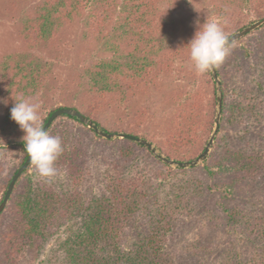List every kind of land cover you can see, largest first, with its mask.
Instances as JSON below:
<instances>
[{
    "label": "trees",
    "instance_id": "16d2710c",
    "mask_svg": "<svg viewBox=\"0 0 264 264\" xmlns=\"http://www.w3.org/2000/svg\"><path fill=\"white\" fill-rule=\"evenodd\" d=\"M23 1L7 0L11 12H23L25 20L18 33L23 46L46 48L44 50L52 54L61 52L65 47L66 30H71L84 16L89 38L93 43H104L108 54L107 59L92 60L68 78L69 90L61 100L67 104L40 115L42 126L54 110L68 107L79 110L107 132L139 136L140 128L149 119V108L140 101L160 88L162 77L176 72L177 62L191 64L186 45L197 25L188 27L175 44L166 43V36L173 30L168 24L169 11L163 7L175 8V2L181 0H41L26 11ZM209 3L215 15L223 20L222 28L228 37L264 19V0H209ZM251 35H257L253 44L233 49L243 38L232 43L223 62L216 66L222 85L233 74L240 83L230 93L223 88L218 136L207 160L198 167L213 182L202 190L211 193L213 212L223 213L216 214L215 219L233 228L244 226L250 236L261 238L264 237V218L257 215L249 223L250 212H244L243 204L235 202L244 197L240 189L247 183L264 179V150L255 148L247 152L227 148L225 139L220 137L228 124L244 129L248 121L254 126L263 125L264 27L245 37ZM252 60L256 61L252 63ZM186 73V85L168 92L167 100L174 106L171 116L163 120L162 125L156 124L155 132L146 137L155 142L166 157L180 162L191 161L203 151L215 122L214 82L209 71L201 74L209 77L203 81L204 85L197 84L200 79L195 80L193 70L187 69ZM52 74L49 63L36 68L27 63L12 66L3 79L7 115L10 117L14 101L26 97L30 89L38 95ZM106 114L126 119L127 128L106 129L100 120ZM63 118L69 123H79L66 115L56 121ZM56 121L48 133L56 137L59 134L62 143L63 152L55 164V177L63 174L65 188L61 189L63 186L50 178L38 179L33 165L28 166L0 214V264H21L25 255L36 253L45 241L59 234L62 224L80 218H84L81 227L71 230L61 246L64 264H172L170 256L161 253L166 241L163 228H170L179 220L177 217L169 216V220L163 218V223L156 222L163 225L161 232L152 228L130 249H125L122 242L129 225L154 198L160 187L156 182L170 180L175 173H186L187 169L172 170L152 157L148 150L127 139H101L108 147L118 144L117 155L103 159L107 161L102 188L94 196L85 197L80 188L87 185L92 174L90 137L97 136L82 124L77 128L65 124L59 131L54 126ZM17 145L23 154L11 174L0 179V202L13 175L28 157L22 137H18ZM139 151L148 153L152 159H144ZM220 174L225 175L220 177Z\"/></svg>",
    "mask_w": 264,
    "mask_h": 264
},
{
    "label": "rangeland",
    "instance_id": "374dc122",
    "mask_svg": "<svg viewBox=\"0 0 264 264\" xmlns=\"http://www.w3.org/2000/svg\"><path fill=\"white\" fill-rule=\"evenodd\" d=\"M40 1L24 0V11L34 7ZM175 5V8L171 5L163 7V9L169 11L170 19H168V24L173 30L166 36L167 44H175L183 37L188 27L197 25V22L203 24L206 19L214 20L223 27V20L219 18L220 16L215 15L209 0H181L175 2ZM8 7L7 0H0V179H4L11 174L23 154L17 142L18 137H23L24 132L7 115V105L3 99V79L12 66H17L21 63H27L28 66L34 68L37 66L42 67L46 63L52 66L53 74L51 79L45 83L43 89L39 90L38 95H35L34 90L30 89L27 96L24 97L30 98L32 102L39 104L38 113L40 116L45 115L58 106L67 104L66 101L62 102L61 100H63V96L65 98V95H67L69 90L67 81L71 75L76 74L77 70L79 71L84 64H88L92 60L108 58L104 43L96 44L89 38L84 16L81 17L80 22H76L73 25L71 30H66L65 47L61 52L52 54L49 51H45L47 50L46 48L31 49L23 46L18 39L20 25L25 20L23 12H11ZM256 37L257 35L243 37L239 43L234 45L233 49L253 44ZM255 61L252 60V63ZM187 69L194 71L195 80L200 79L197 84L204 85L203 83L209 78L202 77L192 64L186 65L182 62H177L176 72L172 76L162 77L160 79V88L151 91L150 95L140 101L142 106L149 108V119L147 124L142 125L140 128L139 137L149 140L146 137H150L155 132V125L161 124L163 120L171 116L174 106L167 100L168 92L172 88L186 85ZM209 74L211 75L210 70ZM249 81H251L250 78L248 79ZM239 83L240 81L237 82L233 74L224 81L222 90L226 88V92H229L236 84L238 86ZM192 84L193 87L196 86L194 83ZM213 89L216 100L215 83H213ZM100 120L102 125L110 131L122 126L127 128L126 126H128L126 119H119L112 114H106ZM65 124L73 125L75 128L81 127V124L69 123L65 118L56 121L54 126L61 131ZM245 127L247 128H236L232 124L226 126V129L220 133V137L225 139L227 148H241L246 149L247 152L255 151L256 148L257 151H263L264 121L261 126H254L248 121V126L246 125ZM90 140L92 174L88 179L87 185L80 188L81 193L85 197L94 196L101 190L105 163L107 159L116 157L119 147L118 144H111L108 147L100 142L101 139L99 137H95L93 134ZM153 144L157 146L155 142ZM223 146L222 143L221 147ZM140 153L143 154L144 159L146 157L151 158L146 152ZM105 157L107 159L103 161ZM201 165L202 162L192 167H197L193 170L184 168L187 169L186 173L177 172L170 180H159L156 182L160 184L159 189L155 191L152 201L146 205L145 211H142L140 217L129 225V231L122 242L123 247L130 249L138 240L148 235L152 228L154 230L160 229L161 232L160 227L163 225L156 224V222L160 221L163 223V218L169 220L170 216L173 218L177 217L179 220L172 224L170 228H163L166 231V233H163L166 241L163 244L161 253L163 252L167 257L170 256L172 264H264V241H261L264 237H261V239L260 237H253V235L250 236L251 234L249 235L244 226L235 225L233 228L215 219L216 214L223 215V213L221 211L213 212L215 207L211 199V193L206 191L204 193L202 190H205L206 184L213 182L209 180L201 167H198ZM169 168L172 170L180 169ZM222 175L225 174H220V177ZM50 179L60 187L65 184L63 174ZM62 188L65 187L63 186ZM240 190L244 197L238 199L235 203L238 205L243 204L244 212H250L249 216L251 218L247 219L249 223H251V219L254 220L258 216L264 218V179L261 182L247 183ZM236 192L238 193V191ZM1 196L2 188H0V199ZM83 221L84 218H80L77 221L62 224L59 234L45 241L42 248L36 253L25 255L21 264H64V255L61 247L64 239L70 234L71 230L80 228ZM149 222L151 226H149ZM152 224H155V226H152Z\"/></svg>",
    "mask_w": 264,
    "mask_h": 264
},
{
    "label": "clouds",
    "instance_id": "9594fccd",
    "mask_svg": "<svg viewBox=\"0 0 264 264\" xmlns=\"http://www.w3.org/2000/svg\"><path fill=\"white\" fill-rule=\"evenodd\" d=\"M227 44L228 36L219 23L207 19L203 24L197 22V30L186 45L189 60L195 70L203 74L223 62L229 51ZM39 107L30 98L20 97L10 109V118L24 132V150L30 157L36 176L47 179L57 175L55 164L63 147L61 140L50 135L39 122Z\"/></svg>",
    "mask_w": 264,
    "mask_h": 264
},
{
    "label": "water",
    "instance_id": "95a60500",
    "mask_svg": "<svg viewBox=\"0 0 264 264\" xmlns=\"http://www.w3.org/2000/svg\"><path fill=\"white\" fill-rule=\"evenodd\" d=\"M264 26V19L256 21L249 26L243 28L242 30L234 33L230 37H228V44L227 47H229L232 43L240 40L241 38L247 36L248 34L262 28ZM211 77L215 83V90H216V112H215V122H214V127L213 130L210 134V137L208 138L203 151L193 160L191 161H186V162H180L176 160H172L166 156H164L155 146L151 141L135 136V135H130L127 133H111L107 132L101 128L98 127L97 124L94 123L93 120L85 117L79 110L74 109V108H68V107H60L56 110H54L50 116L47 118L45 124L43 127L48 131L53 122H55L59 117L61 116H69L71 118L77 119L78 122L84 126H86L88 129L92 130L93 133L99 137L100 139L104 140H115V139H127L129 141H132L139 146L145 148L150 152V154L155 157L158 161L162 162L163 164L172 167V168H192L200 164L201 162H204L207 160L208 155L211 151L212 145L216 139V136L218 134L220 124H221V119H222V110H223V90H222V84L221 80L219 78V75L217 73L216 67H213L210 70ZM31 164L30 157L26 158L24 163L18 168L16 173L13 175L12 179L10 180L8 187L6 189V192L0 202V214L3 212L4 208L6 207L9 198L13 192L14 186L17 182V180L20 178V176L24 173V171L28 168V166Z\"/></svg>",
    "mask_w": 264,
    "mask_h": 264
}]
</instances>
